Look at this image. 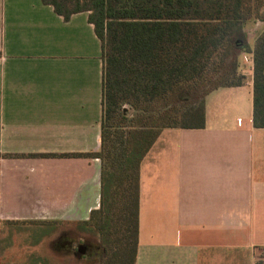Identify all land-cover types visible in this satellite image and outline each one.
<instances>
[{
  "label": "crops",
  "instance_id": "1",
  "mask_svg": "<svg viewBox=\"0 0 264 264\" xmlns=\"http://www.w3.org/2000/svg\"><path fill=\"white\" fill-rule=\"evenodd\" d=\"M0 13V226L37 221L94 248L82 222L99 207V159L36 154L99 149L100 41L88 11L64 20L41 0H0ZM241 70L243 85L207 94L203 127L163 129L141 161L135 264H264V128L252 124L250 54ZM44 244L29 264H98L97 249Z\"/></svg>",
  "mask_w": 264,
  "mask_h": 264
},
{
  "label": "trees",
  "instance_id": "2",
  "mask_svg": "<svg viewBox=\"0 0 264 264\" xmlns=\"http://www.w3.org/2000/svg\"><path fill=\"white\" fill-rule=\"evenodd\" d=\"M67 20L88 11L102 59L100 146L36 154L100 161L99 207L82 224L98 239V264H135L140 164L166 128L204 125L205 97L243 85L252 59V124L264 128V0H41Z\"/></svg>",
  "mask_w": 264,
  "mask_h": 264
},
{
  "label": "rangeland",
  "instance_id": "3",
  "mask_svg": "<svg viewBox=\"0 0 264 264\" xmlns=\"http://www.w3.org/2000/svg\"><path fill=\"white\" fill-rule=\"evenodd\" d=\"M260 26L258 21L247 24L244 29L247 41L253 40ZM38 226L37 221L17 223L7 230L4 225H1L0 236L3 234V243L0 251V264H29V260L33 261L32 257H38L37 250L45 245L44 243L51 245L57 240L59 232H50L51 229H40ZM44 235L48 236L46 241ZM45 254L50 255L51 261L54 260L55 255L52 251H46Z\"/></svg>",
  "mask_w": 264,
  "mask_h": 264
},
{
  "label": "flooded vegetation",
  "instance_id": "4",
  "mask_svg": "<svg viewBox=\"0 0 264 264\" xmlns=\"http://www.w3.org/2000/svg\"><path fill=\"white\" fill-rule=\"evenodd\" d=\"M74 238H75L74 235H72L69 231L62 230L58 234V238L55 241V245L58 250L74 248V250L77 249V251L84 253H86L87 251L90 252L93 249H97L95 252L97 257L98 248H99L98 245H96V247L93 248V245L90 242L85 240H83L82 242H78Z\"/></svg>",
  "mask_w": 264,
  "mask_h": 264
}]
</instances>
